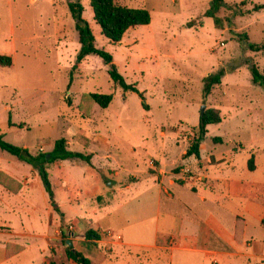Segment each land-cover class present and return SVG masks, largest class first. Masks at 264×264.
I'll use <instances>...</instances> for the list:
<instances>
[{
	"label": "rangeland",
	"instance_id": "rangeland-1",
	"mask_svg": "<svg viewBox=\"0 0 264 264\" xmlns=\"http://www.w3.org/2000/svg\"><path fill=\"white\" fill-rule=\"evenodd\" d=\"M70 1L75 0H0V54L13 58L12 66L0 67L3 139L37 154L51 151L55 140L65 138L69 150L92 154V166L86 171L98 180L93 192L86 189V196H78L79 190L73 189L77 197L70 205L78 209L79 200H84L88 215L66 220L62 211H54L56 223L52 224V219L49 229L51 259L68 263L67 241L74 249L85 250L86 257L93 248L104 249L98 240L86 239L85 232L97 228L92 210L108 202L120 186L135 183L118 194L112 205L115 212L99 222L101 230L107 225H127L122 212L142 209L140 216L130 217L133 226L125 234L137 231L139 236L133 237L148 242L157 224L159 230L163 229L161 221L154 218L155 190L151 188L153 183L163 179L168 183L170 178L175 183L185 182L184 187L176 186L174 193L198 216L217 214L210 191L206 201L200 199L204 189L215 186L207 177L212 165H217V170L224 165L233 167L230 172L241 176L242 185L241 197L231 202H241V214L261 215L264 91L252 82L250 65L254 63L264 73V51H250L245 35L250 43H264V9L254 10L264 5V0H224L237 4L241 13L220 8L216 13L222 23L219 28L205 16L211 0H116L121 5L145 8L151 15L149 24L129 28L119 43L104 37L93 19L89 0H80L96 47L112 55L119 73L137 91H125L113 83L107 73L109 65L98 55H88L74 67L80 44L68 9ZM221 71V83L207 93L205 78ZM91 93L111 94L112 101L101 109L89 98ZM206 108L218 109L222 121L208 126L200 158H183L182 152L197 133L201 110ZM214 137L221 141H214ZM250 159L254 170L248 166ZM18 164L27 166L26 172L33 177L30 165L0 150V180L6 172L22 170ZM77 164H81L79 160L54 163L49 168L50 181L59 185L66 177L64 169L70 167L71 176L81 181L84 171L80 165L74 167ZM159 168L166 175L162 176ZM4 186L12 192L10 183ZM32 191L37 192V188ZM162 195H167L164 190ZM57 208L62 210L59 204ZM167 208L163 202L161 209ZM218 215L222 220L230 218L223 212ZM250 219L245 232L254 242L252 252L258 255L262 250L264 254V216L261 223ZM21 228L20 222H0V235L10 236L13 242L5 251L0 248V260L5 255L14 257V247L21 242L15 231L19 233ZM102 234L109 240L115 237L111 230ZM25 256L33 254L27 252ZM17 258L10 263L15 264ZM254 260L250 257L241 264H254Z\"/></svg>",
	"mask_w": 264,
	"mask_h": 264
},
{
	"label": "crops",
	"instance_id": "crops-1",
	"mask_svg": "<svg viewBox=\"0 0 264 264\" xmlns=\"http://www.w3.org/2000/svg\"><path fill=\"white\" fill-rule=\"evenodd\" d=\"M200 145L202 146V144ZM184 154L185 150L182 152L183 158ZM107 157L111 158L110 155H106L105 158ZM193 157L190 156V159ZM195 159L197 160V158ZM79 162L81 164L74 165V167L80 165L83 169L81 181H76V178L71 176L73 169L70 167L68 170L64 169L66 177L60 181L59 185L51 182L55 203L57 207L58 204L61 205L62 210L59 211H62L63 214L61 213V215L66 220L76 219L80 215H88L83 207L85 205L84 200H79L78 209L70 205V202L77 195L86 196L87 193L85 191L93 192L95 187H97L98 180H96V176H93L92 172H89L90 170L86 171L87 168H91L92 163L88 165L82 161ZM18 165L23 169L18 172L14 169L15 171L8 172V174L6 172L4 173L5 176L3 175L5 178L0 180V222H12L14 225L20 222L22 227L21 232L15 231L21 240L17 244L18 247H14L16 251L12 256L18 257L15 264H48L52 257L50 224L55 217L54 211L58 214L60 213L51 206L37 170L30 165L29 171H32L31 174H33V177H30L29 172H26L28 167H24L22 164ZM212 166L213 168L207 172V177L209 180L214 181L215 186L211 185L214 187H211V189L202 187L204 191L200 195V199L206 201L207 195L210 193V200H212L218 213L223 212L228 215L230 217L228 221L222 220L223 218L218 213H212L205 218L198 216L192 207L180 201L179 197L174 193L175 187L178 185L184 187L186 185L185 182L175 183L169 176L168 183H165L163 179V181L153 183L154 186L151 188V190H155L154 218L156 222L161 221L163 229L159 230L157 224L151 231L148 242L135 239L133 236L139 234L137 231L125 234V230L133 226L130 222V217L136 218L140 216L144 212L142 209L135 213L128 212L127 214L122 212L121 215L127 225L120 227L107 225L101 230L99 222L115 212L112 205L116 202L118 194L133 188L135 183L133 185L120 186V189L115 190L116 192L112 198H109L108 202L100 208L96 207L95 210H92L94 212L93 221L97 226L96 229L101 230L99 233L101 237L98 243L101 246L103 245L104 249L93 248L92 251H89L87 256L91 259V264H241L242 260H249L250 257L256 259L254 264H264L263 251H259L258 255L255 250L252 252L254 242L245 232L251 217L256 220V223L258 221L261 223V219L264 216V205H262L261 215L258 214L253 217L241 214V202L238 205L231 202L232 198L241 197V176H233L231 174L232 166L227 167L224 165L222 170H217V165ZM112 170H115V168L112 167ZM159 172H161L162 176L166 175L160 168ZM87 173L89 174L88 176ZM115 173L119 175V172L115 171ZM89 178H91V183H87ZM8 183H10L12 192L4 186H8ZM34 187L37 188V192L32 191ZM166 187H169L171 192H168ZM74 188L79 190L77 195L73 191ZM162 190L168 196H163ZM208 191L210 192L208 193ZM193 192H197V190ZM37 195H39V198ZM221 198L226 201L221 200ZM163 202L168 206L164 211L161 209ZM173 204L178 205L173 207ZM176 207H179V209ZM55 223L54 220L52 224ZM36 227L42 228L36 229ZM13 228L16 229L14 226ZM96 229L95 231H97ZM107 230H111L115 235L111 240L102 234V232L104 233ZM9 237L0 235V248L4 249V251L7 248V244L13 243ZM168 242L171 244L169 245ZM79 251L85 253V250L80 249ZM27 252L32 253L33 256H25ZM13 258L5 255L0 260V264H11L10 260Z\"/></svg>",
	"mask_w": 264,
	"mask_h": 264
},
{
	"label": "trees",
	"instance_id": "trees-1",
	"mask_svg": "<svg viewBox=\"0 0 264 264\" xmlns=\"http://www.w3.org/2000/svg\"><path fill=\"white\" fill-rule=\"evenodd\" d=\"M89 5L92 9L93 19L100 27L101 33L112 43H119L129 28L139 25H147L151 21L150 12L147 9L142 7H129L121 5L117 3L116 0H89ZM220 8L239 10L240 12L237 4L230 5L224 0H211L209 8L205 12V16L211 18L217 28L221 27L222 25L221 20L216 16V13L220 10ZM68 9L74 22V27L78 34V42L80 44L74 67H76V65L80 63L86 56L91 54L98 55L103 59L105 64L109 65L107 73L113 83L117 84L125 91H137L136 86L134 84H128L125 81V78L119 73L116 65L113 63L112 55L104 49L96 47L95 37L92 33L89 23L83 18L84 8L80 0L70 1L68 3ZM260 9H264V5H258L254 7L255 11ZM245 43L247 44V47L250 51H264V43H250L248 42V37L246 35ZM12 65L13 58L11 55L0 54V67H10ZM250 73L252 82L261 87L264 91V73L261 72L254 63H251L250 65ZM223 74L224 72L221 71L217 73L216 76L209 75L207 78H205V82L208 87L207 93L214 85L221 83ZM89 98L101 109H106L112 101L111 94L91 93L89 94ZM221 121L222 117L218 109H202L199 115L197 133L189 141L184 158L190 156H194L197 159L200 158V144L205 139L207 127L209 125H218L221 123ZM213 140L221 141V138L214 137ZM0 150L16 158L20 162L31 165L37 170L43 187L48 195L49 202L56 211H59V209L57 208L54 200V192L49 177V168L58 161L67 160H79L91 165L92 157V154H85L82 152L69 150L65 138H59L55 140L54 146L49 152H38L37 154H31L26 148L16 146L5 141L3 139V134L1 133ZM248 166L251 170L253 169L252 159L248 161ZM85 238H94L99 240L100 235L95 230H87L85 232ZM65 254L66 259L68 260V263L65 264H91V261L88 257H86L82 252L74 249L71 245L65 248ZM48 264L64 263H57L51 259Z\"/></svg>",
	"mask_w": 264,
	"mask_h": 264
},
{
	"label": "water",
	"instance_id": "water-1",
	"mask_svg": "<svg viewBox=\"0 0 264 264\" xmlns=\"http://www.w3.org/2000/svg\"><path fill=\"white\" fill-rule=\"evenodd\" d=\"M65 232V231H64ZM67 244L70 246L71 242L70 241H67Z\"/></svg>",
	"mask_w": 264,
	"mask_h": 264
},
{
	"label": "built area",
	"instance_id": "built-area-1",
	"mask_svg": "<svg viewBox=\"0 0 264 264\" xmlns=\"http://www.w3.org/2000/svg\"><path fill=\"white\" fill-rule=\"evenodd\" d=\"M119 238V237H118Z\"/></svg>",
	"mask_w": 264,
	"mask_h": 264
}]
</instances>
